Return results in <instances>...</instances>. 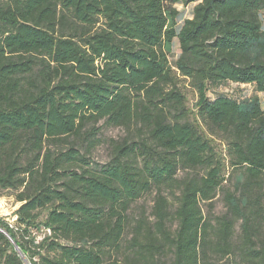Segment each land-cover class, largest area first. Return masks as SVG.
I'll list each match as a JSON object with an SVG mask.
<instances>
[{
  "label": "trees",
  "instance_id": "obj_1",
  "mask_svg": "<svg viewBox=\"0 0 264 264\" xmlns=\"http://www.w3.org/2000/svg\"><path fill=\"white\" fill-rule=\"evenodd\" d=\"M222 82L256 93L208 97ZM259 94L264 0H0V196L19 203L0 264H264Z\"/></svg>",
  "mask_w": 264,
  "mask_h": 264
},
{
  "label": "rangeland",
  "instance_id": "obj_2",
  "mask_svg": "<svg viewBox=\"0 0 264 264\" xmlns=\"http://www.w3.org/2000/svg\"><path fill=\"white\" fill-rule=\"evenodd\" d=\"M176 8L180 11H182L184 17H191V5L188 6H182V5H176ZM179 49L178 44L176 40L173 41L172 45V53L169 56V60L171 63L174 62V60L178 57ZM179 87L182 93L186 97V105L189 110L194 109V103L197 99L196 91L188 84V81H185L179 77ZM255 90L252 85L249 84H237L233 82H222L220 84L211 85L208 87L207 90V96L208 97H214L217 94H223L226 96H229L234 99H240L244 96H249L251 94H255ZM260 99L264 100V94L258 95ZM98 126H101V137L106 139H118L121 136L124 135V131L121 128H114L109 127L103 124L102 121H100ZM218 144V149L224 153L223 146L216 141ZM108 158V148L107 144L104 142L101 145H99L93 152V159L99 163H103ZM165 195L168 199L172 200V197L169 193L165 192ZM153 198L154 193H150L147 195H144L142 198L139 199L136 204L132 206V214L134 215H142L144 214L149 219L152 218V206H153ZM19 203L16 202L12 195L9 193H4L2 196H0V219L4 220L10 224H14L15 222V215L14 212L18 208ZM202 211L204 214L212 216H218L225 212V207L223 205V200L220 193H217V195L214 197V199L211 202V205L207 204H201ZM42 218V217H41ZM41 220V219H40ZM235 233H239V227L236 226ZM43 236V232H40L37 236V240H40V238Z\"/></svg>",
  "mask_w": 264,
  "mask_h": 264
},
{
  "label": "water",
  "instance_id": "obj_3",
  "mask_svg": "<svg viewBox=\"0 0 264 264\" xmlns=\"http://www.w3.org/2000/svg\"><path fill=\"white\" fill-rule=\"evenodd\" d=\"M2 231V230H0ZM6 236H8L4 231H2ZM9 238V237H8ZM10 239V238H9ZM15 248L18 250L17 246L14 244ZM19 251V250H18Z\"/></svg>",
  "mask_w": 264,
  "mask_h": 264
}]
</instances>
